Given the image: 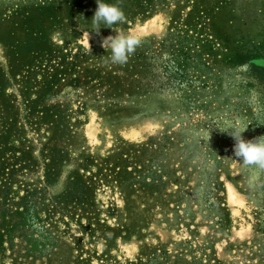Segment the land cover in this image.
<instances>
[{"label": "rangeland", "instance_id": "1", "mask_svg": "<svg viewBox=\"0 0 264 264\" xmlns=\"http://www.w3.org/2000/svg\"><path fill=\"white\" fill-rule=\"evenodd\" d=\"M106 2L0 0V264H264V0Z\"/></svg>", "mask_w": 264, "mask_h": 264}, {"label": "clouds", "instance_id": "2", "mask_svg": "<svg viewBox=\"0 0 264 264\" xmlns=\"http://www.w3.org/2000/svg\"><path fill=\"white\" fill-rule=\"evenodd\" d=\"M97 7L91 17V26L96 34L100 33L102 26L113 29V25L124 23L126 15L117 3H108L106 0H96ZM140 31L128 33L117 32L115 35H108L101 41V46L110 55L103 61L105 65H124L142 42ZM246 126L241 124L230 125L229 135L234 139V155L242 158L246 165H256L264 169V135L246 140L242 133Z\"/></svg>", "mask_w": 264, "mask_h": 264}]
</instances>
